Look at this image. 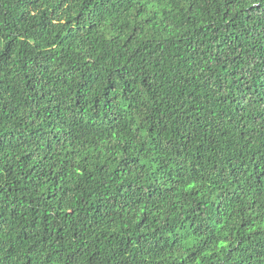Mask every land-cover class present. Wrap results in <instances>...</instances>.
Returning <instances> with one entry per match:
<instances>
[{"label": "trees", "instance_id": "trees-1", "mask_svg": "<svg viewBox=\"0 0 264 264\" xmlns=\"http://www.w3.org/2000/svg\"><path fill=\"white\" fill-rule=\"evenodd\" d=\"M0 264H264V0H0Z\"/></svg>", "mask_w": 264, "mask_h": 264}, {"label": "rangeland", "instance_id": "rangeland-1", "mask_svg": "<svg viewBox=\"0 0 264 264\" xmlns=\"http://www.w3.org/2000/svg\"><path fill=\"white\" fill-rule=\"evenodd\" d=\"M140 112V108L139 107H137V114Z\"/></svg>", "mask_w": 264, "mask_h": 264}]
</instances>
